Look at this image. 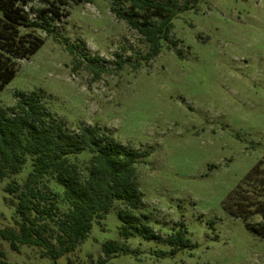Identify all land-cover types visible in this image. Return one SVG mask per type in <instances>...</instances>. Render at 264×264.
I'll return each mask as SVG.
<instances>
[{
  "label": "rangeland",
  "instance_id": "obj_1",
  "mask_svg": "<svg viewBox=\"0 0 264 264\" xmlns=\"http://www.w3.org/2000/svg\"><path fill=\"white\" fill-rule=\"evenodd\" d=\"M158 1L179 13L149 62L148 42L115 15L112 0L62 7L52 34L38 29L41 49L15 61L17 73L0 92V106L15 105L18 91L42 89L44 103L70 131L99 125L138 151L143 206L136 213L159 237L121 238L124 206L117 202L75 251L56 261L38 247L17 251L0 238L7 262L99 264L103 244L116 240L132 251L104 264H264V236L247 226L260 214L238 217L223 206L264 158V0ZM45 6L34 0L25 9L34 18ZM119 55L130 62L121 66ZM90 158L89 151L71 157L84 175ZM32 163L28 155L18 174L0 180V228L19 221L5 189L22 185ZM39 187L68 210L54 177Z\"/></svg>",
  "mask_w": 264,
  "mask_h": 264
},
{
  "label": "trees",
  "instance_id": "obj_2",
  "mask_svg": "<svg viewBox=\"0 0 264 264\" xmlns=\"http://www.w3.org/2000/svg\"><path fill=\"white\" fill-rule=\"evenodd\" d=\"M34 0H0V92L16 76L15 61L29 59L45 44L38 29L52 34L53 21L60 18L61 8L90 0H40L46 6L35 9V17L25 6ZM112 11L126 20L148 42L150 49L144 56L149 62L161 50V40L168 37L178 10L158 0H112ZM199 0H192L197 3ZM158 20V23L155 21ZM30 30L21 34L20 27ZM120 57V65L130 62ZM138 68L140 62L132 63ZM17 102L10 107L0 106V180L18 174L33 158L32 171L22 185L8 184L6 192L12 195L19 221L15 227L0 228V238L9 241L19 251L23 245L38 247L43 257L57 260L71 253L92 230L96 219H101L117 202L123 222L119 235L128 239L133 235L157 238L136 211L142 208L135 149L118 142L99 125H81L70 131L44 103V91H18ZM89 151L91 158L86 175L71 157ZM54 177L64 188V199L69 208L61 211L56 195L39 184L45 177ZM232 215L248 217L260 214L261 219L247 226L264 236V158L260 159L242 181L223 201ZM170 241H174L171 239ZM131 248L120 241L103 244L104 264L119 253H130ZM0 264L7 262L0 251ZM58 264V263H56Z\"/></svg>",
  "mask_w": 264,
  "mask_h": 264
}]
</instances>
